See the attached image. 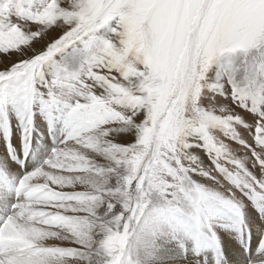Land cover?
Masks as SVG:
<instances>
[{
    "label": "snow or ice",
    "instance_id": "1",
    "mask_svg": "<svg viewBox=\"0 0 264 264\" xmlns=\"http://www.w3.org/2000/svg\"><path fill=\"white\" fill-rule=\"evenodd\" d=\"M78 43L87 58L58 95L48 71ZM12 55L0 114L18 104L27 134L39 101L68 134L44 166L0 187L16 195L0 264H133L157 193L197 248L214 201L237 213L243 198L264 201V0H0V59ZM114 132L132 137L115 143ZM193 147L237 191L196 184ZM249 264H264V235Z\"/></svg>",
    "mask_w": 264,
    "mask_h": 264
},
{
    "label": "rangeland",
    "instance_id": "2",
    "mask_svg": "<svg viewBox=\"0 0 264 264\" xmlns=\"http://www.w3.org/2000/svg\"><path fill=\"white\" fill-rule=\"evenodd\" d=\"M53 35H55V33H53ZM86 58H87V51L85 49V46L79 43L77 45H74L73 47H70L64 53L56 57V63L50 66V70L48 71V76L50 79L62 78L61 83L57 89L58 95H67L70 93V89L68 88V83L70 82L69 77L79 71ZM15 59H19V57L17 55H12L9 58L0 59V70L10 71L12 64L9 65L8 67H4L3 64L9 61L15 63L16 62L14 61ZM203 99L204 97L201 98L202 101ZM204 106L206 107L207 105ZM5 111L8 116L4 117L3 114H0L1 117L0 125L6 123L4 121V118L12 122V125L14 126L16 125L15 122L21 121L19 117H17L20 111V106L18 104L8 101L7 104L5 105ZM34 111H35V117L32 119L33 122L28 128V134L30 135V144L32 145L31 147L37 148L39 146L38 151L35 152L39 154V157L35 158V156H33V160L31 162L32 164L28 170L29 172L33 171L36 168H40L44 166L46 162L42 161L43 158L44 159L49 158L53 150L56 149L58 146H60L61 143L63 142V141L60 142V145L59 144L56 145L53 142H52L53 145L49 144L51 142L50 141L51 138L46 137L44 135H48L47 132H49V130H47V125L49 124V122L47 121H48V117H51V115L48 116L49 111H47V109H45L44 106L39 101L35 103ZM56 115L59 116V113L58 114L56 113ZM53 120H55L54 122L56 125H60V122H57L56 119H52L51 122ZM62 124L66 126L64 121H62ZM66 130L68 132L67 127ZM130 133L131 132L120 133V135H123V138L122 139L114 138L113 142L121 143V144L125 143L126 138L130 136ZM34 134L39 136V138L37 139L36 136H34ZM215 134L222 140L226 139L224 133L221 131H216ZM33 136L35 143L32 141ZM229 144H234L238 147L236 150H234V153H236V156H234V158L240 161H245V158L248 155L245 146L236 141L229 142L228 146ZM50 145H51V153H50ZM189 152L191 153L193 158L196 157L199 158L198 160L195 161V163H193L192 160H185L186 165H191V167L199 169L198 172L192 174V179L196 184L203 187L206 191L214 194L224 195L229 189H231L232 191H237L233 183H231L220 173L214 172L212 170V161L209 159L204 149L193 147L189 149ZM42 153H46V154H42ZM165 207L166 204L164 198L160 196L158 193L154 194L152 200L153 217L150 226L142 234L143 239L140 247L136 248L132 252L133 264H148L150 258L155 257L156 252H159L165 247L167 249L168 247H171V249L176 248V246L174 247V243L179 244L178 248L182 250L184 255H186L188 251H191V249H189L190 247L193 248L195 246L194 240L190 236L174 231L172 227L171 218L166 216L163 212ZM212 210H213L212 219L215 218V221L213 223V228L221 235L219 236L221 238L222 243L218 242V240L216 241L218 242V244L219 243L221 244V248L224 252L222 254L224 256L222 257L224 259L223 260L224 264H234L230 260L227 248L225 246V242L228 239V235L230 236L231 232L233 234L235 233L231 229L234 226L231 225H235L238 220L242 222L243 216L248 222H250L251 229H253L251 230V237L249 238V244L251 247L250 255H247L245 252V247H241L239 245L238 240L232 237V240L245 253L246 261L243 264H249L250 259H254L257 256L254 245L259 244L261 236L264 235L263 233L264 201H260V200L253 201L247 198H243L241 201V211L239 213H237L236 211L230 208L225 207L224 205L220 204L218 201H214ZM223 210H225L224 212L227 215L228 221H226L227 225L225 226V228L221 230L219 223L223 219L219 217V214ZM101 214H103V210H101ZM5 217L6 214H4L3 218L5 219ZM2 220L0 218V221ZM202 240H205V238L202 237ZM181 245H185L183 246L184 248H182ZM172 251L174 250H171V252ZM191 260L193 264L203 263L202 260L199 259L195 260L191 258L190 261ZM208 261L211 264H214L215 262L214 259L212 260L208 259L206 262Z\"/></svg>",
    "mask_w": 264,
    "mask_h": 264
},
{
    "label": "bare ground",
    "instance_id": "3",
    "mask_svg": "<svg viewBox=\"0 0 264 264\" xmlns=\"http://www.w3.org/2000/svg\"><path fill=\"white\" fill-rule=\"evenodd\" d=\"M16 60L17 59H15L14 61ZM11 64H13V62L9 61V62H5L3 65L4 67H8ZM4 121L6 123L0 125V147L2 148V149L0 148V187H4L8 185L10 182L17 183L18 180L22 178L23 175L29 173L28 170L32 164L31 162L33 160V156H35V158L39 157V154L35 153L36 151H38L39 146L37 148L31 147L32 145L30 144V135L28 134V132L27 134L25 133L23 122L22 121L15 122L16 125L14 126L12 125V122H10L8 119L4 118ZM54 121L55 120H53L51 123L55 124ZM120 133L121 132L113 133V137H112L113 141L114 138H118V139L123 138V135H120ZM44 136L50 138L52 137L51 134ZM131 137H132V133H130V136L127 137L126 140H128ZM228 147H229V151L233 154V156H236L234 150H236L238 147L234 144H229ZM42 154H46V153H42ZM49 158H47V160ZM45 160L46 158L45 159L43 158L42 161L46 162L47 160L46 161ZM15 203H16V195L14 192H11L7 197H0L1 220L4 219L3 218L4 214H6L5 217L6 219L9 215L13 213L14 211L13 206ZM233 228L234 227H232L231 229L233 230ZM207 234L209 236L215 237L214 234L210 231H208ZM232 237H234V234L231 232L230 236L228 235V239L225 242V246L227 248L229 258L234 264H243L246 261L245 253L232 240ZM209 238L210 237L207 236L205 240H202L199 248H197L196 244L193 248L190 247L189 249H191V251H188V253L186 252L187 253L186 255H184L182 250L178 248L179 247L178 243L176 244L174 243V247L176 246V248L171 249V247H168L167 249L165 247L162 250H160L159 253L163 256L164 264H193L192 260L190 261L191 258L195 260L198 259L202 260L203 262L202 264H211L209 261L206 262L208 259L211 260L214 259L215 264H224L223 261L224 259L222 258L224 256L222 254L220 255L217 248L214 246L215 245L214 243L217 239L214 238L215 241H213L210 240ZM258 245L259 244L254 245L256 253H257ZM181 246L182 248H184L183 246L185 245H181ZM171 250L174 251L171 252ZM157 253L158 252H156V254Z\"/></svg>",
    "mask_w": 264,
    "mask_h": 264
}]
</instances>
